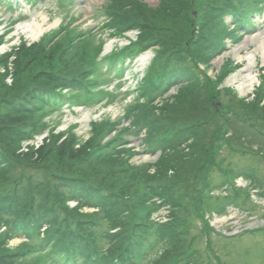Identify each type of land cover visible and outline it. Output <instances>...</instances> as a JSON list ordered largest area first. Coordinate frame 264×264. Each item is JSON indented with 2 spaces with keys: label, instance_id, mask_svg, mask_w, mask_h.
<instances>
[{
  "label": "rangeland",
  "instance_id": "374dc122",
  "mask_svg": "<svg viewBox=\"0 0 264 264\" xmlns=\"http://www.w3.org/2000/svg\"><path fill=\"white\" fill-rule=\"evenodd\" d=\"M127 1L128 6L124 5V10L135 16L133 21H142L139 11H146L148 16L143 26L148 23V31L156 34L154 44L152 40L142 41L147 31L145 28L127 29L124 25V34L112 36L115 29L104 25L108 19L103 6L108 0H36L31 5L24 2V6L18 9H7L0 4V57L11 52L30 51L36 44L52 50L54 41L69 36L90 47L88 52L97 48L101 70L95 81V89L109 92L101 100L93 102H86L84 95L75 89L65 92L67 96L85 101V104L71 109L65 105L57 112L46 114L43 121L47 123V128L33 140L23 141L22 147H40L48 142L51 133L59 136L57 144L60 145L59 141L73 134L76 138L72 149L75 156L89 148L93 126L107 120L118 122V128H124L121 137L126 149L124 188L134 195L130 201L132 205L124 215L128 218L134 209L140 214L152 210L146 216L147 221L158 224L172 221L174 224V229L170 231L172 241H162L155 234L152 237L150 234L144 235L142 246L147 253L137 259L136 264H264V63L259 47L264 38V0H256L258 12L251 11L243 25L230 14L221 17L224 24H218L213 17L205 18V4L197 0H186L188 6L180 4L184 0ZM166 3L180 4L182 15L188 13L187 19L168 17L169 10L175 12L179 9L175 6L167 8ZM33 21L40 24L37 36L26 30ZM52 32L56 34L51 36ZM203 39L208 41L202 43ZM180 40V44L176 45L177 50L181 48L177 52L179 54L172 55L167 61V68L170 71L172 68H177L178 72L183 70L173 77L176 80L165 91L150 100L149 117L153 119L154 116L168 126H175L174 130H168L171 132L188 127L186 121L190 119L186 110L191 100L187 99H196L199 96L196 92H205L206 98L210 99L208 104L211 103L215 112L220 113L221 117L212 116L207 125L197 126L199 143L203 144L204 152L213 153L215 166L214 171L210 172L211 182L206 188L205 197L199 201L196 198L197 189L202 179L194 172L190 173L191 177L184 174L191 169L189 162L203 155L200 146L191 149L196 138L188 139L185 144V139L190 137L189 131L174 141L176 145L187 146L185 151L188 156L179 161L182 166L177 169L174 166L163 167L160 175L154 170L156 162H160L164 153L167 155L172 151V146L167 145L175 144H164L155 152H150L143 142L147 133L145 129L136 133V127L131 125L127 131L130 119L126 117L132 113L134 105L145 104L148 97L153 95L150 83H144L147 77L149 80L156 73L155 68L150 72L152 64L157 59L163 62L166 41ZM219 42L222 43L220 47ZM196 46L204 56L194 60L187 52L191 49L195 52ZM123 47L126 49L124 59L127 58L124 71L120 68L121 64L104 71L111 52H118ZM143 55L148 57L141 61ZM250 60L252 62L248 65ZM183 66L188 69L185 70ZM248 67L255 75L253 82L245 77ZM58 73L63 71L59 69ZM6 81V84H11L10 77ZM197 85L206 87L203 91H195ZM142 94L143 99L140 98ZM199 104L202 106L201 102ZM171 105L179 106L170 108ZM249 106L253 111H248ZM100 136L104 144L108 134ZM113 145H116V141L108 146L93 148L92 154L110 153ZM53 151L42 162L53 168L66 164L69 153L61 154V147L60 151ZM18 152L22 151L18 149ZM150 163H155V167L148 166ZM160 164L165 166L166 163ZM134 169L140 173L134 172ZM148 173H154L156 177ZM130 174L135 176V184L132 178L128 180ZM140 174L142 177H139ZM172 175L179 177L177 183L171 180ZM163 184H169L178 200V205L173 209L170 204L160 206V200L153 194V190L158 186L163 187ZM233 189L236 191L233 192ZM139 196L142 197L141 201H134ZM153 204L159 207H153ZM73 205L70 202L69 207ZM86 210L91 213L92 209ZM101 214H97L101 223L99 228H95L98 233L106 231L110 225L101 218ZM137 238L139 240L141 236ZM18 243V239H13L8 245L14 247ZM153 243L156 244L152 248ZM100 245L106 248L108 244L102 241Z\"/></svg>",
  "mask_w": 264,
  "mask_h": 264
},
{
  "label": "trees",
  "instance_id": "16d2710c",
  "mask_svg": "<svg viewBox=\"0 0 264 264\" xmlns=\"http://www.w3.org/2000/svg\"><path fill=\"white\" fill-rule=\"evenodd\" d=\"M197 1L205 4L207 13L204 15L205 18H216L218 24H224L221 17L230 14L236 17L237 23L241 22L243 25L244 20L251 15V11L258 12L256 0ZM180 4L188 6L186 0ZM180 4L166 3V7L175 6L179 9ZM124 5L128 6L127 0H108L103 6L108 19L104 25L115 29L112 36L122 35L124 25L127 29L145 28L147 31L145 37L141 38L142 41L145 43V40H152L154 44L156 34L154 35L151 30L148 31L146 27L148 23L143 26L146 22L145 17L148 16L146 11H139L142 21L141 19L133 21L135 16L124 10ZM167 15L170 18L181 16L187 19L188 17V13L182 15L180 9L175 12L169 10ZM51 34L53 36L56 33ZM203 41L208 40L203 39L202 43ZM166 42L163 62L160 59L154 61L155 64H152L150 72L155 68L156 73H153L149 80L147 77L144 82L150 83L153 95L148 97L145 104L134 105L132 113L126 117L130 119L127 131L129 132L131 125L136 127V133L145 129L147 133L143 137V142L150 152H155L164 144H175V140L189 131L190 137L184 142L196 138L191 149L200 146L203 151L202 156L189 162L191 169L184 172L186 177H191L190 173L194 172L202 179L197 189L196 198L199 201L205 197L206 188L211 182L210 172L215 166H213V153L204 152L203 144L199 143L197 126L207 125L212 116H221L220 113L215 112L211 103L208 104L210 99L206 98L205 92H196L199 95L196 99H187L191 100L190 107L186 110V115L190 119L186 121L189 128L184 127L171 132L168 130H174L175 126L172 127L171 124L168 126L154 116L153 119L149 117L150 100L165 91L172 81L176 80L173 77L183 70L178 72L177 68H172L171 71L167 68L169 66L167 61L172 55L174 57L179 54L177 52L181 48L177 50L176 45L180 44L181 40ZM221 44L219 42L218 46L220 47ZM89 49L91 48L66 36L63 40L54 41L52 50L36 44L30 49L33 50L31 55L27 49L0 57V264H136V260L143 258L147 253L142 246L145 234H150V237L155 234L162 241L171 240L170 231L174 229L172 226L174 224L172 221L160 224L147 221L146 216L152 210L140 214L134 209L128 218L124 215L132 205L130 201L134 195L124 188L126 149H124V139L121 137L124 128L119 129L118 122L107 120L93 126L91 146L75 156L72 149L76 138L73 134H68L59 141L60 145L57 144L59 136L52 133L47 143L43 142L44 144L35 149H32V146L21 145L23 141L30 140L32 136L47 128L43 117L67 99L61 94V89L73 91L72 88H75L84 95L86 102L101 100L109 94L107 91L95 89L97 87L95 81L101 69L97 65V48L92 52H88ZM125 50L122 48L118 52H111L106 68L109 69L122 62L121 57H124ZM192 51V49L188 51L187 55L194 60L204 56L198 46L195 48L196 53ZM183 68L188 69L184 66ZM59 69L63 73H58ZM8 77L11 80L10 85L6 84ZM205 87L197 85L195 91H203ZM140 98L143 99L144 95H140ZM72 99L77 103L85 104V101L76 97ZM179 101H181L180 97ZM173 106L179 105H171L170 108ZM249 107L248 111L250 109L253 111L252 106ZM223 114L222 112V116ZM113 130L114 134L102 144L100 135L105 136ZM113 141H116V145H113L112 152H102L104 155L92 154L93 148L108 146ZM58 146L61 147V154L69 153L66 164L53 168L50 164L42 162L44 157L54 152L53 150L60 151ZM167 146H172V151L167 155L164 153L160 162H156L157 167L154 169L159 175L163 167L174 166L177 169L181 165L179 161L188 156V152L185 151L187 146L184 144ZM18 149L22 152L16 153ZM161 162L168 165H161ZM97 165L99 167H96ZM148 166L155 167V163H150ZM136 169L133 171L140 173ZM151 176L156 177L154 173ZM139 177H142L141 174ZM131 178L135 184V176L128 175V180ZM178 178L173 176L171 180L177 183ZM235 191L233 189V192ZM153 194L160 200V206L170 204V208L173 209L178 205V200L174 197L169 184L156 187ZM137 198L134 201L139 202L142 199L141 196ZM70 200L76 201L72 207L68 205ZM154 206L159 207L153 204ZM84 207H94L97 211L83 212ZM98 213H102L101 218L110 224L106 231L99 233L95 230L101 225L97 217ZM124 218L127 219L124 221ZM42 227H44L43 231H41ZM21 235L25 237L24 240L14 247L8 245L9 240ZM137 236H141V239L138 240ZM102 241H107L106 248L101 247ZM155 244L150 247L153 248Z\"/></svg>",
  "mask_w": 264,
  "mask_h": 264
},
{
  "label": "bare ground",
  "instance_id": "6f19581e",
  "mask_svg": "<svg viewBox=\"0 0 264 264\" xmlns=\"http://www.w3.org/2000/svg\"><path fill=\"white\" fill-rule=\"evenodd\" d=\"M42 20H44V18H42ZM26 27V26H25ZM29 30L30 32H31V34L32 33H34V36H37L38 35V33H39V29H40V24H39V22H37V21H33V23L30 25H27V28H26V30ZM261 45L259 46L260 48H261V52H262V62L264 63V38L263 39H261ZM148 57V55H143V56H141V58H140V60L141 61H144V59L145 58H147ZM249 59H251V57L249 58ZM252 61L250 60L249 61V63H248V65L251 63ZM248 80H249V82H253V80L255 79V75L251 72V70H250V68L248 67L247 68V73H246V76H245ZM126 148H128V147H126Z\"/></svg>",
  "mask_w": 264,
  "mask_h": 264
}]
</instances>
